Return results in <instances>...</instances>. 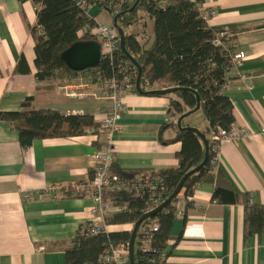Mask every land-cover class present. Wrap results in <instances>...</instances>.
I'll return each instance as SVG.
<instances>
[{
	"label": "crops",
	"instance_id": "0c3cea01",
	"mask_svg": "<svg viewBox=\"0 0 264 264\" xmlns=\"http://www.w3.org/2000/svg\"><path fill=\"white\" fill-rule=\"evenodd\" d=\"M203 9L216 13L209 20L211 28L248 29L234 41L237 51L245 53L240 71L248 80L236 74L224 94L233 105V126L246 128L249 136L221 145L218 168L236 192L264 206V0H203ZM89 16L112 25V17L96 8ZM36 24L32 3L0 0V112H17L31 99L28 110H53L64 116L82 112L93 118L96 128L83 136L37 140L22 148L17 132L0 123V264H66L64 249L53 251L52 245H69L90 221L93 207L87 194L24 197L90 179L101 141L95 131L108 105L94 99L67 100L55 92L56 86L47 89V83L36 80L31 34ZM125 34L148 47L154 39L152 22L144 17ZM123 102L122 130L113 137V164L127 171L176 169L181 144L172 142L177 119L170 115V99L129 92ZM206 126L201 110L182 122L183 128L199 132ZM213 191L212 183L202 182L190 198L180 196L164 264H264V237L245 239V208L212 203ZM131 231V225L109 227V232Z\"/></svg>",
	"mask_w": 264,
	"mask_h": 264
},
{
	"label": "trees",
	"instance_id": "16d2710c",
	"mask_svg": "<svg viewBox=\"0 0 264 264\" xmlns=\"http://www.w3.org/2000/svg\"><path fill=\"white\" fill-rule=\"evenodd\" d=\"M19 4L32 3L35 8L37 24L31 28L35 42L36 80L47 83L46 88L64 82L69 74H73L61 55L72 45L81 41H96L98 36L92 34L96 22L88 16L75 0H17ZM104 4L119 6L121 0H103ZM137 0H133L128 8L121 7L117 14L109 11L112 20L118 16L117 26L124 32V48L127 55L141 69L140 87L136 88L138 72L119 45L115 58L127 62L137 73L134 88L130 93L148 95L155 90L178 88L179 91L166 95L170 99V115L178 119L193 112L199 103L207 123L205 130L195 133L191 130L176 128V137L172 142L180 143L181 150L177 154L178 167L163 171L122 170L111 164L110 175L121 181H128L134 176L150 175L161 178L164 188L161 200L149 206L147 197L137 198L133 191L119 190L103 195V202L115 207H125L121 213L114 214L105 220L106 226L134 225L145 214L163 204L175 191L181 180L191 171L202 165L205 150L200 134L208 143V160L204 166L191 175L183 185L180 194L154 217L142 223L144 226L156 221L158 231L153 236V250L156 253L141 254L135 248V264H164L168 252L166 244L171 239L173 222L177 218V203L180 196L188 199L195 187L202 183H212L214 191L211 202L218 205H242L244 214L245 239L252 236L264 237V206L253 202L248 194H240L233 189L221 170L211 164V136L218 130H229L234 125L233 105L225 96L228 83L237 79L231 64L232 56L238 52L235 37L247 31L244 27L211 28L206 14L210 10L203 9V0H139L132 12H128ZM99 11V10H98ZM152 22L153 41L150 46L139 44L134 36L125 34L130 27L137 25L143 18ZM260 28H264L262 25ZM259 29V28H258ZM226 33L222 44L216 46L214 41L220 33ZM120 43V42H119ZM21 60L19 62L22 63ZM114 62L101 60L97 66L106 77L116 73ZM158 88H154V86ZM31 99H26L17 112H0V123L8 124L17 132L19 144L27 148L34 141L52 138L79 137L90 128H96L91 116H64L53 110H28ZM198 110V111H199ZM197 111V112H198ZM167 125L166 127H168ZM174 126V125H173ZM166 143V142H165ZM93 171L90 174V179ZM69 198V195H65ZM39 198L37 195L31 199ZM131 232H109L97 236L89 233V223L80 227L69 245L53 244L51 250L64 249L66 264H104L101 257L110 246L127 243ZM138 234V232H137ZM139 235L136 236V243Z\"/></svg>",
	"mask_w": 264,
	"mask_h": 264
},
{
	"label": "built area",
	"instance_id": "2783aa9c",
	"mask_svg": "<svg viewBox=\"0 0 264 264\" xmlns=\"http://www.w3.org/2000/svg\"><path fill=\"white\" fill-rule=\"evenodd\" d=\"M77 5L89 16L93 8L100 12L109 14L111 4H104L103 0H75ZM133 0H121L119 6H114L113 13L117 14L121 7L128 8ZM110 15V14H109ZM216 13L210 10L206 16L213 18ZM96 28L92 30V34L98 36L101 47V60H109L114 62L117 60L115 70L116 73L111 77H106L103 72L96 66L83 72L73 73L66 76L64 82L55 87V92L67 100L85 101L94 99L106 101L108 103L102 114V119L96 129V135L101 136L100 146L94 156L93 176L88 181L78 184L70 183L66 186H51L42 195L55 196L57 194L69 195L70 197H80L87 194L93 200L91 208V219L89 223V233L91 236L109 233V227L106 226L105 220L114 214L121 213L125 207H115L103 202V195L107 192H116L125 190L134 193L137 198L147 197L149 206L158 204L161 200L164 188L161 185V178L138 174L133 179L121 181L117 176L110 175V167L114 158L113 137L122 130L120 119L125 112L123 97L129 93L135 86L136 78L135 68L131 67L127 62L115 58V54L119 51V37L116 29L110 25H103L96 20ZM226 28H224L225 30ZM226 33H220L214 41L216 46L222 44V39L226 38ZM245 60V53L238 51L231 58V64L236 74L245 82L248 77L241 73L240 68ZM77 112L74 115H81ZM249 136L246 128H236L232 126L229 130H218L216 134L211 136L212 161L211 164L218 167L219 152L222 144L237 143ZM25 199L30 200L32 195L26 194ZM179 215V213H178ZM159 224L156 221L140 226L138 230L139 238L135 241L138 251L145 255L153 250V236L158 231ZM104 264H129V242L119 243L117 246H110L105 254L101 257Z\"/></svg>",
	"mask_w": 264,
	"mask_h": 264
},
{
	"label": "water",
	"instance_id": "95a60500",
	"mask_svg": "<svg viewBox=\"0 0 264 264\" xmlns=\"http://www.w3.org/2000/svg\"><path fill=\"white\" fill-rule=\"evenodd\" d=\"M138 2H139V0L136 1V4L128 12H132ZM117 19H118V16L113 19V27L116 29V31L118 33L119 42H120L119 45H120L121 51L124 54H126V56L129 58V60L132 62V64L137 69L138 77H137V81H136V88L139 89L141 69H140L139 65L133 60V58L131 56L127 55V53L125 51V48H124L125 35H124L123 30L117 26ZM100 50H101L100 44L96 41L77 42L74 45H72L69 49H67L65 52L62 53L61 60L64 62L66 67L71 72H75V73L83 72L87 69H90V68H93V67H96L99 65L100 59H101V54H100L101 51ZM177 91H179L178 88H172V89H167V90H155V91L149 92L148 95L166 96V95H171ZM199 108H200V106L198 103L196 109L193 112H190V113H187V114L181 116L177 121V128L179 130L185 129V130H191L195 133H198V130H196V129L187 128V127L183 128L182 122L188 116L196 113L199 110ZM200 138L204 144V150H205L204 162L202 163V165L200 167H198L197 169L191 171L186 176H184V178L181 180L178 187L175 189V191L172 193V195L163 204H161L155 210H153V211L145 214L144 216H142L140 218V220L134 225V228H133L130 240H129V264H135V260H134L135 240H136L137 232H138L140 226L142 225V223L144 221H146L147 219H150V218L154 217L155 215H157L168 204H170L180 194L186 180L191 175H193L196 171H198L202 166H204L206 164V162L208 160V143H207L205 137L202 136L201 134H200Z\"/></svg>",
	"mask_w": 264,
	"mask_h": 264
},
{
	"label": "rangeland",
	"instance_id": "374dc122",
	"mask_svg": "<svg viewBox=\"0 0 264 264\" xmlns=\"http://www.w3.org/2000/svg\"><path fill=\"white\" fill-rule=\"evenodd\" d=\"M108 16V15H107ZM104 19H106V17L104 16V14L101 15V23H105ZM109 25V24H106ZM110 26V25H109ZM112 26H113V20H112ZM154 88H158V86L156 85Z\"/></svg>",
	"mask_w": 264,
	"mask_h": 264
}]
</instances>
